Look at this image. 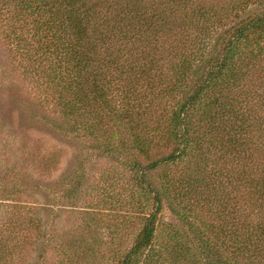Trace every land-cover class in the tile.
<instances>
[{"label":"trees","instance_id":"trees-1","mask_svg":"<svg viewBox=\"0 0 264 264\" xmlns=\"http://www.w3.org/2000/svg\"><path fill=\"white\" fill-rule=\"evenodd\" d=\"M0 34L58 109L55 131L97 142L36 182L48 220L106 158L119 168L93 186L89 224L105 223L111 264H264V0H0Z\"/></svg>","mask_w":264,"mask_h":264},{"label":"rangeland","instance_id":"rangeland-1","mask_svg":"<svg viewBox=\"0 0 264 264\" xmlns=\"http://www.w3.org/2000/svg\"><path fill=\"white\" fill-rule=\"evenodd\" d=\"M57 110L34 78L26 75L0 34V190L12 188L22 180L29 182L27 187L20 186L14 195V207L8 201L0 204V228L3 229L0 231V264H60L64 259L68 263L70 258L79 259L75 262L82 264L83 259L77 253L89 254L88 264L113 262L115 245L105 223L92 226L89 218H92L90 212L97 200V190L93 186H100L103 176H114L119 168L116 163L106 158L97 161L92 158L88 165V187L80 193V202L55 210L53 221L47 219L44 198L35 191L36 182L62 180L73 159L85 152V145L92 148L97 143L80 130H69L72 122L64 135H59L50 122L51 118L61 120L55 114ZM169 151L162 143L158 144L153 157ZM140 158L147 163V159ZM156 174L155 171L152 176ZM37 211V216L49 229L44 244L33 221L26 220ZM162 217L167 222L179 223L168 209ZM91 237L95 254L90 257ZM131 242L128 237L118 240L127 246Z\"/></svg>","mask_w":264,"mask_h":264}]
</instances>
